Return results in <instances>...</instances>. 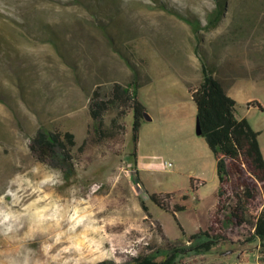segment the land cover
Segmentation results:
<instances>
[{"label":"rangeland","instance_id":"1","mask_svg":"<svg viewBox=\"0 0 264 264\" xmlns=\"http://www.w3.org/2000/svg\"><path fill=\"white\" fill-rule=\"evenodd\" d=\"M217 3L0 0V264L159 262L171 248L191 247L183 232L207 229L219 184L188 91L201 81L202 63L225 85L236 78L229 92L237 116L264 143V112L247 103L264 107V0H226L217 27L206 30ZM177 14L196 20L198 35ZM133 82L152 117L140 131L139 179L132 114L112 110L99 135L89 110L94 91L108 98L114 84ZM116 119L124 132L113 128ZM40 129L75 135L67 161L32 156ZM196 181L203 183L194 189ZM145 191L170 192V207L185 210L175 218ZM254 248L222 244L179 264L245 263Z\"/></svg>","mask_w":264,"mask_h":264},{"label":"trees","instance_id":"2","mask_svg":"<svg viewBox=\"0 0 264 264\" xmlns=\"http://www.w3.org/2000/svg\"><path fill=\"white\" fill-rule=\"evenodd\" d=\"M225 7L226 0H218L217 9L204 29L217 27ZM177 15L198 35L201 26L196 20ZM140 87L142 85L138 82L127 86L114 84L108 98H103L99 91H94L89 105L90 116L99 129V135L107 133L101 127L104 117L112 110L119 109V118L132 114L133 147L130 156L133 158V170L137 179V151L146 112L139 98ZM188 89L196 106V120L200 123L201 137L205 139L216 160L219 180L217 202L210 211V222L206 230L189 236L183 232L191 243L189 249L171 248L165 253L163 261L158 262L154 257H142L136 259L135 264H179L186 257L213 253L222 244L245 246L257 242L264 252V153L259 140L260 132L254 130L246 118L240 119L237 116V101L228 95L225 84L207 64L202 63V79L198 85ZM255 105L263 110L257 102L248 104ZM117 122L118 119L113 120V128L124 132L125 128L116 125ZM75 144V135L70 132L56 134L40 129L31 140L29 150L38 162L47 164L48 160L58 157L67 161L70 149ZM58 151L63 152L62 158ZM145 193L151 203L175 218L176 213L185 210V206L180 204L170 207L166 201L172 197L170 193ZM183 198L186 199V196ZM142 208L148 216H152L144 202Z\"/></svg>","mask_w":264,"mask_h":264},{"label":"crops","instance_id":"3","mask_svg":"<svg viewBox=\"0 0 264 264\" xmlns=\"http://www.w3.org/2000/svg\"><path fill=\"white\" fill-rule=\"evenodd\" d=\"M264 81V80H263ZM235 86H236V78L233 80V81H229V83L227 84V85H225V87H226V89H227V92H228V95L229 96H231V94H230V89H233V88H235ZM189 88V87H188ZM188 91H189V89H188ZM190 93V92H189ZM191 95V94H190ZM232 98H233V96H231ZM234 99V98H233ZM248 102V104L249 103H255V102H257V103H259L260 105H261V107H262V112H264V107H263V105L260 103V102H258L257 100H254V99H252V100H247ZM256 108L257 106L255 105V106H250V107H248V108ZM258 108V107H257ZM240 118V117H239ZM243 118V117H242ZM242 118H240V119H242ZM245 118V117H244ZM146 121V120H145ZM152 121V120H151ZM258 131V130H257ZM258 132H260V135L262 134V131H258ZM140 135H142V132H141V134ZM198 136V135H197ZM141 137L142 136H140V141H141ZM261 137V136H260ZM206 142V141H205ZM200 144V148H201V151L202 152H206V149H205V147H204V145H203V143H199ZM261 144V147H262V150H263V153H264V143H260ZM208 146V145H207ZM209 148V147H208ZM203 149H204V151H203ZM210 150V149H209ZM211 151V150H210ZM215 158V157H214ZM167 163V162H166ZM215 164H216V160H215ZM217 180H218V177H217ZM195 183V184H194ZM194 183H192L191 182V184H193L192 186H193V188L194 189H197L198 187V185H200V184H202L203 183V181H196V182H194ZM218 184H219V180H218ZM167 193H170V192H167ZM162 194H165V193H162ZM252 244H254V246H255V248L253 249V253H250L249 255H250V257L248 258V260L244 263V262H240V261H234V263H232V264H264V252L262 251V249H261V247H260V245H259V243H252ZM251 245V244H250Z\"/></svg>","mask_w":264,"mask_h":264},{"label":"water","instance_id":"4","mask_svg":"<svg viewBox=\"0 0 264 264\" xmlns=\"http://www.w3.org/2000/svg\"><path fill=\"white\" fill-rule=\"evenodd\" d=\"M144 119L146 121H151L152 120V117H150V115L148 114V112H144ZM196 134L198 136H201V134H202L201 127H200V123H199L198 120H196Z\"/></svg>","mask_w":264,"mask_h":264},{"label":"built area","instance_id":"5","mask_svg":"<svg viewBox=\"0 0 264 264\" xmlns=\"http://www.w3.org/2000/svg\"><path fill=\"white\" fill-rule=\"evenodd\" d=\"M172 164L171 163H165V166H171Z\"/></svg>","mask_w":264,"mask_h":264}]
</instances>
